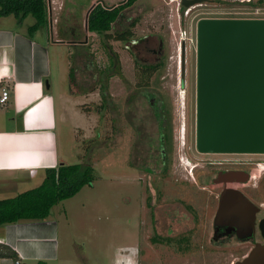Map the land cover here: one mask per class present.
I'll list each match as a JSON object with an SVG mask.
<instances>
[{
  "label": "rangeland",
  "instance_id": "1",
  "mask_svg": "<svg viewBox=\"0 0 264 264\" xmlns=\"http://www.w3.org/2000/svg\"><path fill=\"white\" fill-rule=\"evenodd\" d=\"M93 1L65 0L61 21L69 17L68 10L77 3L84 32L83 6H91ZM126 1L106 0L104 7H121L110 33L124 30L136 21L133 38H110L106 40L108 50L103 36L95 33L89 35V48L80 47L77 52L65 47L70 64L79 62L75 67L79 79L74 89L93 92L82 105L90 109L86 112L93 121H86L85 127L74 134L73 143H65L68 147L64 152L71 164L91 163L94 180L54 205L49 216L38 221L50 224L56 237L53 257L25 258L21 264H235L251 251L252 243L212 238L225 185L214 180L219 170L247 169L251 180L240 189L264 207V172H260L264 153L198 151L197 22L204 17L264 18V2L219 0L196 5L180 19L177 0H138L132 6L124 5ZM33 21V15L25 17V23ZM84 34L81 40L86 38ZM140 39L144 42L139 43ZM147 40L153 48L163 42L159 59L145 48ZM116 56L118 65L114 66ZM143 60L161 65L146 88L138 86L141 64L137 61ZM85 65H89L88 72ZM102 70L109 75L112 104L100 111ZM182 90L186 96L184 110ZM160 99L164 100L169 117L166 161L161 155L160 131L154 115V105ZM37 181L18 185L17 191L33 188L41 183ZM10 194L15 196V191ZM11 263L15 264L13 258Z\"/></svg>",
  "mask_w": 264,
  "mask_h": 264
},
{
  "label": "crops",
  "instance_id": "2",
  "mask_svg": "<svg viewBox=\"0 0 264 264\" xmlns=\"http://www.w3.org/2000/svg\"><path fill=\"white\" fill-rule=\"evenodd\" d=\"M64 1L47 0V23L33 30L35 18L28 24L25 18L19 21L13 15L0 16V88L11 89L9 101L0 106V197H11L12 191L17 195L21 185L34 179L42 183L47 168L71 164L64 152L68 147L65 143H73L74 134L85 127L86 121H93L82 106L93 92L74 89L79 62L70 64L65 47L77 52L80 47L89 48V35L96 33L88 28L89 14L96 3L105 6L106 0L83 6L84 32L77 3L68 10L69 17L61 21ZM82 34L84 40L80 39ZM85 67L88 72L89 65ZM38 221L0 224V243L11 247L21 261L53 257L56 237L50 224ZM0 264H12L11 258L0 257Z\"/></svg>",
  "mask_w": 264,
  "mask_h": 264
},
{
  "label": "water",
  "instance_id": "3",
  "mask_svg": "<svg viewBox=\"0 0 264 264\" xmlns=\"http://www.w3.org/2000/svg\"><path fill=\"white\" fill-rule=\"evenodd\" d=\"M206 1L181 3L190 8ZM181 80L184 86V76ZM196 147L203 153H264V18L197 22ZM259 210L242 190L227 187L214 223L246 227L249 233ZM235 264H264V246L256 244Z\"/></svg>",
  "mask_w": 264,
  "mask_h": 264
},
{
  "label": "trees",
  "instance_id": "4",
  "mask_svg": "<svg viewBox=\"0 0 264 264\" xmlns=\"http://www.w3.org/2000/svg\"><path fill=\"white\" fill-rule=\"evenodd\" d=\"M138 0H127L124 5L132 6ZM121 7L114 6L106 8L100 3L95 5L88 17V28L103 36V44L110 50L106 40L114 38L120 41H129L134 37L132 28L136 21L124 30L110 33L112 23L120 17ZM15 16L22 21L26 16L33 15L36 22L31 29L47 23L48 3L47 0H0V16ZM114 60L117 59L113 57ZM140 65L141 78L138 86L143 88L150 86L151 77L160 69V64H148L137 61ZM117 66V60L113 61ZM74 69L71 70L73 83L75 82ZM107 71L102 70L100 111L107 109L112 104L111 95L108 92ZM86 111H89L86 107ZM155 120L160 131V151L162 157L167 158L168 145V123L169 117L166 104L163 99L154 105ZM96 140V139H93ZM94 180V167L89 162L76 164L61 163L54 168L45 170V177L41 184L27 189L15 196L0 199V224L17 223L21 221L44 220L49 216L51 208L60 201L77 194L84 185L92 184ZM0 257H10L15 261L19 259L18 254L5 243H0Z\"/></svg>",
  "mask_w": 264,
  "mask_h": 264
},
{
  "label": "flooded vegetation",
  "instance_id": "5",
  "mask_svg": "<svg viewBox=\"0 0 264 264\" xmlns=\"http://www.w3.org/2000/svg\"><path fill=\"white\" fill-rule=\"evenodd\" d=\"M217 1H219V0H208V1L204 2L203 4H207V3L212 4V3H215ZM253 1L254 0H251L249 3L251 4ZM257 1H259V0H257ZM263 2H264V0H263ZM143 42H144V39H140L139 43H143ZM145 42H146L145 43L146 44L145 48L147 50L151 51V53L157 54L156 57H157V59H159L161 57V55L163 54V50H164L163 42L162 41L160 42L158 48L150 47V45H149L150 42L148 40L145 41ZM135 55H136L135 58L138 59L137 58L138 53H135ZM143 63L150 64L147 60L146 61L143 60ZM154 64H160V62H157V63H154ZM183 72H184V75H183ZM183 76H184V79H185V68L184 67H182V69H181V79H182ZM180 93H181L180 97L182 99V94L183 93L182 92H180ZM185 98H186V96H185ZM181 103H182V106H183V99H182ZM184 103H185V100H184ZM263 166H264V164H261V168ZM260 172H261V170H260ZM216 175L217 176H216L214 182H216V184H218L220 186L222 184H225L223 189H225L227 187L228 188H239L240 189V187L246 186L249 183V181L251 180V175H250L249 171L247 169H245V168H240V169L239 168H233V169H227L225 171L219 170ZM232 175H235V177H236L235 181L226 182L224 180L225 177L232 176ZM243 176H245L246 178H243ZM258 206L260 207V210L257 213V217L255 219L253 227H251V229H250L251 232L248 233L249 228H246V227H238V226H234V225L233 226H229V225L217 226V225H215V223L213 221V235H212L213 237L212 238L214 240L250 241L252 243L251 251L255 248L256 244H258V243H260V244H262L264 246V222H263V219H264V207H262V205H258ZM214 219H215V217H214ZM251 251L244 258L249 256Z\"/></svg>",
  "mask_w": 264,
  "mask_h": 264
},
{
  "label": "built area",
  "instance_id": "6",
  "mask_svg": "<svg viewBox=\"0 0 264 264\" xmlns=\"http://www.w3.org/2000/svg\"><path fill=\"white\" fill-rule=\"evenodd\" d=\"M239 1L250 2L251 0H239ZM181 2H182V0H177L178 4H177V8H176L177 14H178L180 19L182 18V15L188 16L192 12V9L195 7V6H193L190 8H185ZM180 11H181V13H180ZM10 93H11V89L8 86H3L0 88V106L5 105L9 101ZM15 264H21V259H17L15 261Z\"/></svg>",
  "mask_w": 264,
  "mask_h": 264
},
{
  "label": "bare ground",
  "instance_id": "7",
  "mask_svg": "<svg viewBox=\"0 0 264 264\" xmlns=\"http://www.w3.org/2000/svg\"><path fill=\"white\" fill-rule=\"evenodd\" d=\"M182 99H183V110H184V106H185V103H184V100H185V91H182ZM184 112V111H183ZM184 114V113H183ZM184 119V117H183ZM184 122V121H183ZM186 123L183 125V129H182V133L186 132V127H185ZM184 135V134H183ZM261 171L264 172V166L261 168Z\"/></svg>",
  "mask_w": 264,
  "mask_h": 264
}]
</instances>
